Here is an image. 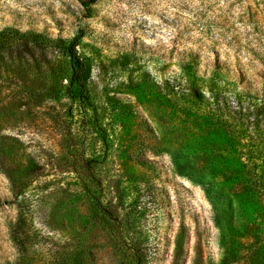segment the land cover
I'll return each instance as SVG.
<instances>
[{
  "label": "rangeland",
  "instance_id": "374dc122",
  "mask_svg": "<svg viewBox=\"0 0 264 264\" xmlns=\"http://www.w3.org/2000/svg\"><path fill=\"white\" fill-rule=\"evenodd\" d=\"M82 1L0 0L91 67L0 53V264H264V0Z\"/></svg>",
  "mask_w": 264,
  "mask_h": 264
},
{
  "label": "trees",
  "instance_id": "16d2710c",
  "mask_svg": "<svg viewBox=\"0 0 264 264\" xmlns=\"http://www.w3.org/2000/svg\"><path fill=\"white\" fill-rule=\"evenodd\" d=\"M99 0H88V1H82V4L84 7L90 11V6L92 4L97 3ZM78 37H75L70 42H65L63 39H55L51 40L50 38L46 37L42 34H37L31 31L21 32L14 28H5L0 31V53H2L7 47L12 46L13 44L21 42L28 43L32 42L35 44H44L47 42H53L67 54L72 74L70 77V85L72 87H76L78 89L80 96L82 99L86 98V87L87 82L90 78L91 74V67L86 59L81 57L77 51L78 46ZM128 59L130 57H127ZM130 64V63H128ZM180 67L182 69V72L185 75V82L188 83V87L191 90H196V72L194 71V66L191 61L184 62L180 64ZM212 91V89H210ZM213 94V93H212ZM105 211V210H104ZM21 219L18 220L17 224L14 227H11L10 236L11 240L14 243L15 247L21 251L23 248V227Z\"/></svg>",
  "mask_w": 264,
  "mask_h": 264
}]
</instances>
